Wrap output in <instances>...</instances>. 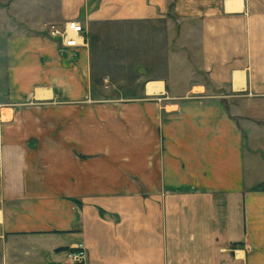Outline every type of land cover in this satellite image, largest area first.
I'll list each match as a JSON object with an SVG mask.
<instances>
[{
  "label": "crops",
  "instance_id": "obj_1",
  "mask_svg": "<svg viewBox=\"0 0 264 264\" xmlns=\"http://www.w3.org/2000/svg\"><path fill=\"white\" fill-rule=\"evenodd\" d=\"M1 1L0 264H264V0Z\"/></svg>",
  "mask_w": 264,
  "mask_h": 264
},
{
  "label": "rangeland",
  "instance_id": "obj_2",
  "mask_svg": "<svg viewBox=\"0 0 264 264\" xmlns=\"http://www.w3.org/2000/svg\"><path fill=\"white\" fill-rule=\"evenodd\" d=\"M4 1H6V0H4ZM7 1H10V0H7ZM1 2L2 1L0 0V5L2 4ZM8 9H9L8 14L10 15L11 9H10V7H8ZM1 16H3V15H1ZM6 24L5 23L0 24V31L4 32L6 30V28L9 27V24H7V25ZM85 30L87 31V34H89L90 37L96 31L95 28H93V27L92 28L91 27L86 28ZM124 30L126 31V29H124ZM111 31H113V30L109 29L108 27L104 28L105 33L107 32L108 34H110ZM48 34H49V30H48ZM6 40L7 39H4V37H2L1 33H0V86H1V89L4 88V78H3L4 74H3V72L5 69V66H4V50H5ZM94 41L96 44L97 39L96 40L94 39ZM110 43H111V41H109L107 46H110L113 44V43H111V44ZM115 43H117L116 45H118V40H116ZM92 44H93V42H92ZM59 53L60 54L68 53V51L62 50L59 48ZM104 59L107 61V64L105 65L106 69H104L102 71H97V76L94 78V81H92L91 88H89L91 90V94L94 96H99V97H104V98H119L121 95L124 96V95L130 94L129 92H131V93L134 92L133 88H130V90H128L129 87H125L126 85L122 84L123 82L120 84H117L119 86L116 85V83L121 82L124 79V77H126L128 75L127 71H123V70H119V69L115 70V68H118V66H120V64H122V61L119 60L117 55L108 54V55L104 56ZM128 59H129L128 56H124V60H128ZM102 77H104V78H102ZM102 79H104V81ZM134 89L137 90L138 88H134Z\"/></svg>",
  "mask_w": 264,
  "mask_h": 264
},
{
  "label": "built area",
  "instance_id": "obj_3",
  "mask_svg": "<svg viewBox=\"0 0 264 264\" xmlns=\"http://www.w3.org/2000/svg\"><path fill=\"white\" fill-rule=\"evenodd\" d=\"M83 27L76 20H68L62 26L50 25L49 36L56 40L62 50L84 46ZM1 224V212H0ZM67 258L73 263H82L85 259L83 245H77L75 251L69 252Z\"/></svg>",
  "mask_w": 264,
  "mask_h": 264
}]
</instances>
